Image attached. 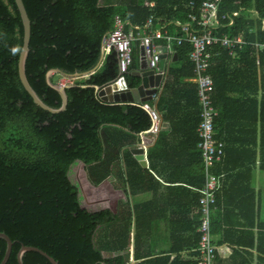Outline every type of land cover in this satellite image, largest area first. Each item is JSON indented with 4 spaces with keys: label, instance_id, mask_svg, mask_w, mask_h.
<instances>
[{
    "label": "trees",
    "instance_id": "16d2710c",
    "mask_svg": "<svg viewBox=\"0 0 264 264\" xmlns=\"http://www.w3.org/2000/svg\"><path fill=\"white\" fill-rule=\"evenodd\" d=\"M204 1L23 0L31 20L26 74L44 103L55 109L62 106V96L54 87V84L57 85L54 75L61 74L53 72L49 81L48 73L52 69H60L71 75L94 71L87 76H76L73 85L66 88V110L52 113L39 107L22 83L19 73L20 52L24 44L21 14L15 0H0V233L9 234L15 241L7 264H20L19 252L23 245L44 250L60 264H126L125 257L129 258L133 235L138 244L143 234L142 209L135 206L133 210L129 205V193H134L136 189L134 171L128 158L136 165L137 174L142 173V167L126 153L127 172L119 178L126 181V187L130 190L123 194L119 202L120 212L117 214L111 210L90 211L81 201L80 189L75 183L80 166L82 174L86 175L87 182L93 187L108 177L107 171L99 175L96 172L97 162L103 161L107 154L104 132H109L113 127L125 132L124 136L120 133L117 140L118 146L123 147L141 142L142 139L143 143L146 142L144 133L154 123L144 109L145 104L152 106V102L141 105L113 103L105 101L100 95L98 86L103 89L118 82L121 77L126 78L130 88L138 89L141 79L134 73L141 69L143 62L141 43L136 42L133 45V65L130 71L122 73L120 53L115 49L108 52L104 41L115 29L117 16L130 21L133 26H145L154 16L156 26H168L171 34H175V20L188 21L192 13L190 3L198 6ZM152 2H155V7L150 6ZM221 10L222 14L238 12L239 16L231 26L230 22H225L219 34H228L232 38L241 35L246 44L237 48L236 65L231 64L225 48L217 46L214 49L217 52L210 72L216 82L213 93L215 105H221L225 92L220 88L226 87L228 81H254L252 84L257 89L258 85H262L260 104L256 97L257 89L248 87L246 91L248 99H253L250 102V105H254L255 117L252 121L256 130L260 123L261 134L257 140L254 132L253 145H246L244 151L239 152L248 155L242 166L238 164L239 159L246 156L239 157L237 150L227 149L226 139L223 140L216 132L220 120L216 118V138L224 142V148L221 160L212 168L219 183L211 212V224L219 202L222 176L243 168L251 184L253 169L259 167L264 170V50L259 53V64L256 62L258 54L255 55V44L264 41V0H224ZM252 13H255V17H252ZM165 45V40H159L157 51L160 53ZM174 47L178 53V66L170 68L172 80L159 97L156 109L159 116L164 113V119L172 127L165 135L184 127L185 132L182 134L187 133L189 136L185 141L199 149L202 166L196 186L198 236L192 249L195 264H198L196 249L201 239L198 232L201 219L199 199L205 183L203 155L198 146L197 133L201 108L197 84L189 81L194 77V67L189 59L193 47L190 44ZM162 127L163 122L155 143L164 140ZM108 142L113 144V139L110 138ZM234 142L240 145L245 143L243 137ZM247 146L250 147L246 149ZM230 157L238 161L235 168L233 166L236 164L230 162ZM115 186L119 187L120 184ZM250 191L255 194L254 189ZM98 226L102 236L99 241ZM7 248V240L1 238L0 264ZM105 250L111 254L121 251L125 253L115 257L111 254L105 256ZM217 258L218 249L212 264H215ZM24 262L53 264L46 256L34 250L26 253Z\"/></svg>",
    "mask_w": 264,
    "mask_h": 264
},
{
    "label": "crops",
    "instance_id": "0c3cea01",
    "mask_svg": "<svg viewBox=\"0 0 264 264\" xmlns=\"http://www.w3.org/2000/svg\"><path fill=\"white\" fill-rule=\"evenodd\" d=\"M151 4L156 6L155 2L150 3V6ZM254 14L252 13V17H255ZM175 22L177 21L175 20ZM167 30L171 34L168 27ZM219 31H217L219 36L228 35L219 34ZM174 33L173 36L181 35L177 28L174 29ZM236 37L245 40L241 35ZM158 42L159 40L156 42L157 46ZM166 46L161 51V68L165 70V76L162 77L156 96L142 102L139 92L134 91L135 102L114 101L113 103L141 105L152 102V106L147 105L157 111L156 105L159 97L164 92L167 83L172 80L170 68L178 66L176 48L171 54L168 53ZM216 52L217 50L213 52V58ZM260 52L263 51H259L255 47V55L258 54L256 55L257 64L260 63ZM227 53L231 58H229L231 64H238L237 50L235 56L230 55L228 51ZM165 54L166 58L163 57ZM174 63L175 65H173ZM142 67L137 72H141ZM195 76L194 72V77L190 78L189 81L197 84ZM249 82L251 81H228L225 83L226 87L220 88L221 91L225 92L221 105L217 107L214 104L218 111L217 119H220L217 123L216 132L223 140L226 139L227 149L237 150L239 157L246 156V158L239 159L238 164H242V166L246 163L248 155H242L239 152L244 151V146L253 145L254 132L257 134V140L261 134L260 123L258 130H256L252 121L255 117L254 105H250V102L253 99H248L246 94L248 87L253 89H257V87L252 84L254 81L248 85ZM258 86L256 97H258L260 104L262 102V85ZM144 109L150 115L145 105ZM160 114L163 122L161 131L164 133L162 137L164 140L161 143H155L159 132L154 134L149 129L144 133L146 134V142L143 143L142 139V143L119 147L118 135L121 133L124 136L125 132L116 130L114 127L109 132H104L107 154L103 161L97 162L96 172L99 175L107 171L109 175L102 182L98 181L95 187L96 211L111 210L115 214L120 212L119 202L123 194L130 189L126 187V181L120 180L119 177H122L124 172L126 175L125 157L126 153L130 154L142 167V173L137 174L136 165L131 158L127 157L130 161V167L134 171V188L136 189L134 193H129V205L133 210L135 206L142 209L140 213L142 215L143 234L142 240L138 244L135 243L133 235L130 241L129 258L125 257L126 264H195V255L192 249L197 243L198 236L196 230L198 224L196 186H198L197 182H199L202 166L198 155L199 149L185 141L189 136L187 133L182 134L185 132L184 127L165 135L171 131L172 127L169 121L164 119V113ZM239 137H243L245 143L242 145L236 142L232 143ZM110 138L113 139V144L108 142ZM137 146L144 148V163L133 152ZM249 147L247 146L246 149ZM230 162L236 164L238 161L230 157ZM238 164L233 167L235 168ZM259 169V167L253 169L251 184L248 173L243 171V168L233 174L225 173L221 178L219 202L213 213L212 221L214 241L218 247V258L215 264H263L264 262V193L262 188L258 187V184L263 187L264 174H259ZM121 181L124 182V186ZM119 184V187L115 186ZM252 188L255 190V194L251 193ZM97 230V240L99 241V238L102 237L100 236V226L97 227ZM124 253L121 251L111 254L105 250L104 255L109 256L111 254L115 257L124 255Z\"/></svg>",
    "mask_w": 264,
    "mask_h": 264
},
{
    "label": "built area",
    "instance_id": "2783aa9c",
    "mask_svg": "<svg viewBox=\"0 0 264 264\" xmlns=\"http://www.w3.org/2000/svg\"><path fill=\"white\" fill-rule=\"evenodd\" d=\"M224 0H205L196 6L190 3L192 13L186 22L177 21L175 26L181 35L173 36L167 30L168 26H156L152 16L145 26H133L130 21L117 16L115 29L105 38V49L110 52L115 49L120 53V69L122 73L130 71L133 65V45L141 43L144 50L142 59L147 63L149 69L156 74L165 76V70L161 68L162 52L157 51L158 40L166 41L168 53L175 51L174 45L181 46L189 43L193 49L189 55L190 61L194 64L196 82L198 84V97L200 104L201 121L197 127L199 136L198 146L202 151L205 171V183L202 187V195L199 199L201 219L198 227L200 242L197 246V263L212 264L216 258L217 245L212 232V207L216 201V190L219 183L218 176L212 171L213 166L223 155L224 142L216 138L215 120L218 111L215 107L213 93L216 90L215 79L209 72L213 58L214 49L222 46L230 55L234 56L238 47L246 44L239 37L232 38L228 35L219 36L217 31L224 27L225 22L230 26L235 23L238 12L222 14ZM154 7V4H151ZM264 30V21H263ZM258 50H264V41L256 43ZM71 78V76H64ZM76 78V77H75ZM73 82L66 83L73 85ZM63 84V83H61ZM145 107L153 119L151 131L157 134L161 128L162 119L159 113L149 105Z\"/></svg>",
    "mask_w": 264,
    "mask_h": 264
},
{
    "label": "water",
    "instance_id": "95a60500",
    "mask_svg": "<svg viewBox=\"0 0 264 264\" xmlns=\"http://www.w3.org/2000/svg\"><path fill=\"white\" fill-rule=\"evenodd\" d=\"M18 10L21 14L23 26H24V44L22 46L21 52H20V58H19V73L21 76V80L25 88L28 90V92L33 97L34 102L41 108H44L45 110H48L52 113H59L64 110H66L68 105V95L66 92V88L68 86H71V84L67 85H55L54 87L57 88L62 96V106L59 109L52 108L48 104H45L41 97L37 94V92L34 90V88L31 86L27 74H26V61L29 55L30 51V40H31V20L29 18V15L27 13L25 4L23 0H15ZM167 52V50H166ZM142 55L144 56V50H142ZM163 57L166 58V54L163 55ZM177 57V55H176ZM142 71L137 72V76L140 77L141 83L139 85V88L137 90H134L130 88L127 84L126 78L121 77V79L118 82H113L109 84L108 86L104 87L103 89H100L98 86L97 89L100 90V95L103 96V99L107 102H114V101H125V102H135L136 97L134 91H138L141 96V101H147L150 100L151 97L158 93V90L161 85L162 75L156 74L154 70H151L148 68L146 61L143 58L142 62ZM53 72H58L63 76H87L88 74L94 73L92 72H85V73H76V74H66L62 72L60 69H52L50 73H48V80L50 81V76ZM51 83V82H49ZM133 152L136 154L137 158L140 159L142 163H144L145 155H144V148L143 147H136L133 149ZM4 238L8 242V248L6 255L4 257V260L2 261V264H7L9 259L12 256L13 253V247L15 244V241L12 239V237L9 234L0 233V239ZM29 250L38 251L44 256H46L53 264H60L58 261L55 260L54 257L50 256L47 252L44 250L35 247V246H29V245H23L19 252V261L20 264H25L24 257L26 253Z\"/></svg>",
    "mask_w": 264,
    "mask_h": 264
},
{
    "label": "rangeland",
    "instance_id": "374dc122",
    "mask_svg": "<svg viewBox=\"0 0 264 264\" xmlns=\"http://www.w3.org/2000/svg\"><path fill=\"white\" fill-rule=\"evenodd\" d=\"M173 65H175V63ZM75 79L77 78H75L74 76L68 78V77H64L63 75L62 76L57 74L54 75V80L56 84L62 86H64L66 83L76 81ZM80 167H79L80 173H76L75 183L76 185L79 186L81 201H83L84 206L87 207L90 211H95L96 210L95 187L89 185V183L86 180V175L82 174ZM259 174H264V172H262V170L259 169ZM258 179H260V176H258ZM258 187L262 188V191L264 193V183H263V187H261L260 184H258Z\"/></svg>",
    "mask_w": 264,
    "mask_h": 264
}]
</instances>
